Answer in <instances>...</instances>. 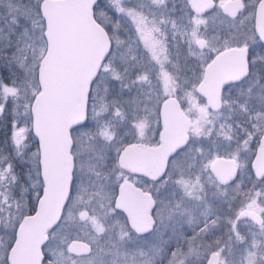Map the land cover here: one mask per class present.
I'll list each match as a JSON object with an SVG mask.
<instances>
[{"label":"snow or ice","instance_id":"1","mask_svg":"<svg viewBox=\"0 0 264 264\" xmlns=\"http://www.w3.org/2000/svg\"><path fill=\"white\" fill-rule=\"evenodd\" d=\"M64 3L0 0V264H264V0Z\"/></svg>","mask_w":264,"mask_h":264},{"label":"water","instance_id":"2","mask_svg":"<svg viewBox=\"0 0 264 264\" xmlns=\"http://www.w3.org/2000/svg\"><path fill=\"white\" fill-rule=\"evenodd\" d=\"M61 14L69 39L75 41L80 38L83 35L84 22L87 17V12L82 6V0H65L61 7ZM38 251V246L34 251L25 250L23 259L31 260L35 258ZM36 264H39L38 259H36Z\"/></svg>","mask_w":264,"mask_h":264},{"label":"trees","instance_id":"3","mask_svg":"<svg viewBox=\"0 0 264 264\" xmlns=\"http://www.w3.org/2000/svg\"><path fill=\"white\" fill-rule=\"evenodd\" d=\"M7 132V125L5 122H1L0 124V134H4Z\"/></svg>","mask_w":264,"mask_h":264},{"label":"flooded vegetation","instance_id":"4","mask_svg":"<svg viewBox=\"0 0 264 264\" xmlns=\"http://www.w3.org/2000/svg\"><path fill=\"white\" fill-rule=\"evenodd\" d=\"M0 124H1V122H0ZM24 260H25L26 262H27V261H30V260H27V259H24Z\"/></svg>","mask_w":264,"mask_h":264}]
</instances>
